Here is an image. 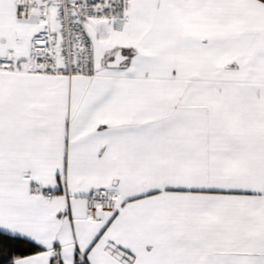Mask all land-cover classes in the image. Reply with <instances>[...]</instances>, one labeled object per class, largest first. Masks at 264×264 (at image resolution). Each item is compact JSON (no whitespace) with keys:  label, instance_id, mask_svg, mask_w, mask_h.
<instances>
[{"label":"snow or ice","instance_id":"obj_1","mask_svg":"<svg viewBox=\"0 0 264 264\" xmlns=\"http://www.w3.org/2000/svg\"><path fill=\"white\" fill-rule=\"evenodd\" d=\"M0 264H264V0H0Z\"/></svg>","mask_w":264,"mask_h":264}]
</instances>
